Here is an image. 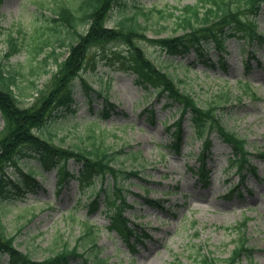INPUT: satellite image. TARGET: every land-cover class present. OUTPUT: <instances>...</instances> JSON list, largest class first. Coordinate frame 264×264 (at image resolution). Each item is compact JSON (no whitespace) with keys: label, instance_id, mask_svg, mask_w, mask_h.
Listing matches in <instances>:
<instances>
[{"label":"rangeland","instance_id":"rangeland-1","mask_svg":"<svg viewBox=\"0 0 264 264\" xmlns=\"http://www.w3.org/2000/svg\"><path fill=\"white\" fill-rule=\"evenodd\" d=\"M62 1L77 7L80 0L0 3V63L6 72L14 73V89L24 105L32 104L35 99L32 82L37 89H45L56 71L55 61L45 63L44 58L52 50L62 54L68 50L61 46L70 42L67 27L56 25L48 18L50 13L44 12ZM197 1L137 0L147 10L162 11V14L153 12L149 18L141 17L149 30L148 36L161 39L182 35L183 30H175L177 17L184 7ZM130 12L123 6L115 8L108 25H117ZM258 23L264 34V7ZM11 36L17 38L21 50L7 58ZM45 41L52 48L48 46L38 55L37 48ZM142 47L202 108L219 101L222 92H229L231 103L221 112L224 126L247 140V148L253 154L251 164L257 168V174L250 172L240 186L236 169L229 167L230 148L213 137L212 150L205 161L208 185L200 187L202 142L194 137L190 121L185 119L184 140L180 150L174 152L170 135L179 117L177 107L168 105L166 97H158L153 90L149 92L137 84L136 76L124 71L115 59L114 52L124 48L113 43L104 50L92 49L82 72L84 79L116 106L113 116L97 122L96 113L102 111L104 99H88L79 78L74 84L76 104L72 109L60 108L39 135L52 137L64 147L108 150L116 154L117 167L138 171V178L128 180L124 186L132 206L127 217L143 225L151 237L144 244L139 243L136 250H130L107 228L109 221L104 212L89 213L88 190L92 191L93 187L83 190L74 179L59 189L56 170H43L33 156L21 159V170L15 166L8 168V188L16 187L15 179H20L22 172L31 169L41 174H37L39 188L31 192L18 189L2 192L0 223L6 234L15 238L20 252L38 262L66 247L78 246L80 253L98 254L108 264H179L194 262L199 253L229 258L239 233L227 228L249 217L246 233L254 254L243 257L241 264H264V158L256 156L264 153V45H245L244 40L230 39L225 69L219 64L204 63L207 57H197L194 52L173 57L151 44ZM253 50L255 57L249 54ZM215 53L214 49L209 51L214 61H218ZM3 127L0 113V132ZM68 165L70 171L77 172L80 168L74 161ZM100 185L97 180L96 189ZM236 186L240 187L239 195L230 197V187ZM146 196L165 201L164 207L148 206L143 199ZM88 221L89 225H97L94 237L98 248H94L92 238L86 234ZM9 263L8 255L0 253V264Z\"/></svg>","mask_w":264,"mask_h":264},{"label":"trees","instance_id":"trees-1","mask_svg":"<svg viewBox=\"0 0 264 264\" xmlns=\"http://www.w3.org/2000/svg\"><path fill=\"white\" fill-rule=\"evenodd\" d=\"M119 1L121 0H80L77 7L62 1L57 5L54 9L56 17L52 20L56 25L68 29L70 39L68 56L64 59L61 57L62 54H56L53 51L44 59L46 63L48 58H53L57 70L44 90H36L35 100L31 106L21 105V100L13 89V85L16 84L15 75L12 72H6L0 64V113L4 120V128L0 132V196L8 187L6 177L8 168L10 166L20 168L21 159L33 156L39 161L41 168L57 169L63 183L68 177L73 176L67 169V164L70 160H75L81 165L77 179L83 183L87 180L85 185L93 184L95 178H101L103 182H109V177L112 180V186L109 182L108 187L92 193L91 196L92 199L95 198L93 204L97 206L100 201H96V198H100L103 192H107L105 206L111 225L126 237L133 234L139 235V233L124 215L127 212L128 203L120 187L123 180L138 177V174L115 168L113 163L115 154L108 150L64 148L56 144L52 137L40 136V131L37 132V130L44 128L56 108H70L74 104V84L89 62L91 49L117 43L128 48L127 54L123 55V65L137 75L138 84L147 90L153 89L158 96H167L171 104H178L182 117L189 113L199 139L208 143L210 134H218L235 152L232 165L244 166L250 157L246 148L247 143L237 134L224 128L219 113V110L230 102L229 95L222 93L217 103L201 108L190 94L181 90L169 73L164 72L149 58L141 43L160 46L174 55H184L193 50L202 58L208 56V51L214 48L219 55V60H223L228 48L227 41L232 37L243 39L246 44H264V35L259 31L257 21L264 0H198L195 5L184 7L177 17L175 30H183V35L169 36L160 40L149 39L148 28L141 22L142 16L149 18L155 11L162 12L156 9L145 10L135 5V11L132 14L122 18L117 26L108 27V19ZM172 16H174L173 13ZM80 26L85 28L81 31ZM9 44L7 58L21 50L16 38L10 37ZM46 44L49 43L43 42L38 46V54L47 46ZM64 44L65 42L62 45ZM81 83L88 96L97 95L102 98L103 94L97 92L88 82L81 80ZM32 85L36 87L34 82ZM115 108V105L105 97L104 109L98 111L100 112L98 116L108 118ZM175 132V137L180 139L181 126ZM15 181L18 185L16 187L24 190H31L38 184L36 172L33 170L24 172L22 179L16 178ZM13 189L9 187V190ZM248 221L246 219L232 228V230H238L240 235L228 259L215 258L211 253H199L197 259L189 264H239L244 255L252 252L249 250L244 231ZM86 232L90 237L94 234L92 227H87ZM14 243L15 238L9 237L0 223V253L8 254L10 264H71L73 261L78 264H105L104 260L98 256L92 258L81 254L78 246L73 249L66 247L55 256L38 262L30 255L20 252ZM94 246L96 248L97 244ZM179 264L185 263L179 262Z\"/></svg>","mask_w":264,"mask_h":264}]
</instances>
